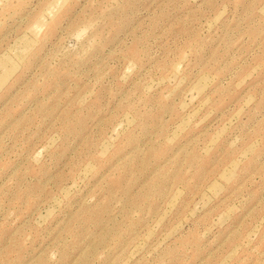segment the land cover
Masks as SVG:
<instances>
[{"label": "rangeland", "instance_id": "rangeland-1", "mask_svg": "<svg viewBox=\"0 0 264 264\" xmlns=\"http://www.w3.org/2000/svg\"><path fill=\"white\" fill-rule=\"evenodd\" d=\"M0 264H264V0H0Z\"/></svg>", "mask_w": 264, "mask_h": 264}]
</instances>
